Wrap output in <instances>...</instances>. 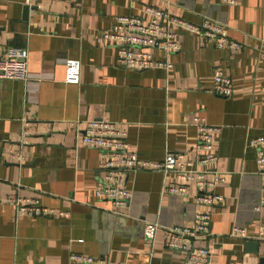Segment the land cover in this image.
Instances as JSON below:
<instances>
[{
  "label": "crops",
  "instance_id": "1",
  "mask_svg": "<svg viewBox=\"0 0 264 264\" xmlns=\"http://www.w3.org/2000/svg\"><path fill=\"white\" fill-rule=\"evenodd\" d=\"M23 1L0 0V53L26 48L30 76L27 82L0 79V264H68L71 253L110 264H182L183 252L164 247L161 229L150 242L144 226L188 225L199 209L209 210L211 220L209 234L194 245L210 250V264L255 261L246 241L230 232L238 225L254 234L264 223V172L249 144L264 139V57L256 50L264 36V0H32L30 11ZM146 5L191 22L224 24L240 47L218 48L181 32L178 51L165 57L152 50L171 62L169 70L126 69L116 48L98 43L96 35L120 16L145 21ZM67 58L80 63L76 84L64 81ZM215 68L229 77V95L209 91ZM196 116L220 128L216 168L226 180L214 189L223 196L219 204H195L192 184L185 195L166 193L173 174L147 169L123 170L127 204L94 196L101 157L81 142L83 120L116 122L141 158L161 161L167 152L194 158ZM22 118L28 122L25 160L4 161L2 149L18 138ZM16 196L69 216L16 217L5 203Z\"/></svg>",
  "mask_w": 264,
  "mask_h": 264
},
{
  "label": "built area",
  "instance_id": "2",
  "mask_svg": "<svg viewBox=\"0 0 264 264\" xmlns=\"http://www.w3.org/2000/svg\"><path fill=\"white\" fill-rule=\"evenodd\" d=\"M225 4H236L238 0H220ZM24 5L30 11L32 0H24ZM144 13L147 19L133 15L117 18L108 29L101 30L96 40L102 45H112L116 48L120 65L126 69L141 70L163 68L169 70L172 66L168 59H156L152 50H158L168 56L181 48V32H191L218 48H238L240 43L228 37L224 24L203 20L191 22L170 13L157 6L146 5ZM258 54L264 57V36L257 38ZM80 78V63L76 59L67 58L64 62V81L76 84ZM0 79H14L27 82L30 79L28 71V51L26 48L11 47L0 53ZM211 93L229 95L231 82L220 68L212 73ZM18 138L9 141L2 149L3 160L15 161L21 164L25 160L22 146L28 135V122L20 120ZM81 142L97 148L101 161L97 167L94 196L116 205H125L131 198V191L125 184V169L157 170L166 177L173 174L175 183H166L163 191L185 195L188 185L195 187L193 201L195 204L208 207L215 206L223 200V196L214 191L215 187L225 182V173L216 168L217 154L215 151L216 134L220 128L206 122L204 117L193 118L196 130V142L193 146L194 158L189 159L184 153L167 152L161 161H151L141 158L132 149L127 140V133L119 128L116 122L104 119H86L82 122ZM15 144V145H14ZM249 144L256 148V164L258 170L264 172V139L261 136L252 138ZM264 200H260L263 203ZM5 203L13 206L15 216H57L67 218L65 211H55L42 206L38 200L7 198ZM256 209H259L257 206ZM209 210L199 209L194 213L191 224L184 226H160L157 223H146L144 237L152 242L158 229L162 232L164 247L183 252L182 264H210L211 253L207 247L196 246L194 241L209 234ZM231 236L245 241L259 242V251L255 261L243 260L241 264H258V258L264 256V223L259 224L254 234H249L246 228L234 225ZM68 264H110L100 256L71 253ZM234 264V263H232Z\"/></svg>",
  "mask_w": 264,
  "mask_h": 264
},
{
  "label": "water",
  "instance_id": "3",
  "mask_svg": "<svg viewBox=\"0 0 264 264\" xmlns=\"http://www.w3.org/2000/svg\"><path fill=\"white\" fill-rule=\"evenodd\" d=\"M245 247L248 252L258 255L259 242L257 241H246ZM259 264H264V256L258 258Z\"/></svg>",
  "mask_w": 264,
  "mask_h": 264
}]
</instances>
